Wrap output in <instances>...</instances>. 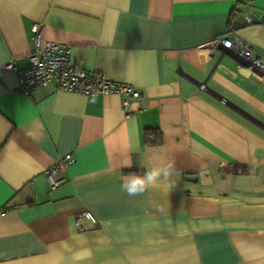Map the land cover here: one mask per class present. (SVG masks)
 <instances>
[{
	"label": "crops",
	"instance_id": "1",
	"mask_svg": "<svg viewBox=\"0 0 264 264\" xmlns=\"http://www.w3.org/2000/svg\"><path fill=\"white\" fill-rule=\"evenodd\" d=\"M33 23L76 66L145 98L23 95ZM232 23L264 55V0H0V68L15 67L0 69V264H73L84 247L85 264H264V73L217 42ZM169 162L167 180L121 190Z\"/></svg>",
	"mask_w": 264,
	"mask_h": 264
},
{
	"label": "built area",
	"instance_id": "2",
	"mask_svg": "<svg viewBox=\"0 0 264 264\" xmlns=\"http://www.w3.org/2000/svg\"><path fill=\"white\" fill-rule=\"evenodd\" d=\"M237 26L228 25L217 42L228 51L239 63L249 64L254 69L264 73V55L255 52L237 34ZM43 27L40 23H33L30 27L34 43V51L29 54L30 65L26 69L17 70L19 91L29 96L32 89L38 86H56L68 92H78L84 95H105L116 93L123 97L124 102L145 98L143 93L129 83L114 82L105 79L97 72L85 70L76 66L70 58L69 47L49 41L42 42ZM1 70L15 69L12 62L3 65ZM221 98V102L225 103ZM75 158L71 153L63 155L59 163L46 172L51 189L59 187L64 179V170L73 164ZM226 171V166L222 167ZM238 171H240L238 169ZM85 213H76L74 220L78 230L85 229Z\"/></svg>",
	"mask_w": 264,
	"mask_h": 264
},
{
	"label": "clouds",
	"instance_id": "3",
	"mask_svg": "<svg viewBox=\"0 0 264 264\" xmlns=\"http://www.w3.org/2000/svg\"><path fill=\"white\" fill-rule=\"evenodd\" d=\"M127 166H131V162H129ZM172 168L173 164L169 162L163 167L147 168L143 174H128L123 177L124 183L121 185V190L130 197L141 195L162 179L167 180L171 175ZM65 247H67V245H65ZM91 257V249L84 247L77 251H73L71 259L73 264H85Z\"/></svg>",
	"mask_w": 264,
	"mask_h": 264
},
{
	"label": "trees",
	"instance_id": "4",
	"mask_svg": "<svg viewBox=\"0 0 264 264\" xmlns=\"http://www.w3.org/2000/svg\"><path fill=\"white\" fill-rule=\"evenodd\" d=\"M158 134V131L156 130H153V129H147L145 132H144V138L145 140L147 141V143H157L158 140H159V137L155 136L153 137V139H150V136L151 135H157Z\"/></svg>",
	"mask_w": 264,
	"mask_h": 264
}]
</instances>
